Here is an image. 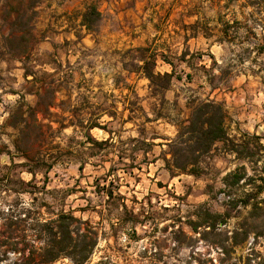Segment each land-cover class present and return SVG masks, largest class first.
Returning <instances> with one entry per match:
<instances>
[{"label":"rangeland","instance_id":"obj_1","mask_svg":"<svg viewBox=\"0 0 264 264\" xmlns=\"http://www.w3.org/2000/svg\"><path fill=\"white\" fill-rule=\"evenodd\" d=\"M92 5L101 15L88 31ZM144 60L173 71L161 94ZM202 81L228 96L230 135L261 137V157L218 149L204 174L171 176L161 152L180 118L176 93L203 99ZM8 119L24 128L18 150ZM0 150V209L29 210L24 228L60 211L79 218L76 234L95 238L83 264H264V0H0ZM239 165L245 177L224 186ZM205 208L226 222L193 232ZM235 230L246 238L232 244Z\"/></svg>","mask_w":264,"mask_h":264},{"label":"trees","instance_id":"obj_2","mask_svg":"<svg viewBox=\"0 0 264 264\" xmlns=\"http://www.w3.org/2000/svg\"><path fill=\"white\" fill-rule=\"evenodd\" d=\"M100 15L95 6H89L82 13L80 25L88 31L93 30L94 25L100 19ZM140 70L149 80L148 87L152 89V92L161 94L170 85L173 71L170 73L155 72L151 63L146 60L140 66ZM16 106L18 111L22 112V102ZM187 107L189 108L187 116L176 120L175 135L173 138L167 139L166 150L161 152L163 166L171 176L189 174L197 177L204 174L218 149L233 154L236 160L247 158L251 162H256L261 157L256 152L257 148H262L259 135L247 132L239 135L229 134L227 126L229 115L223 101L208 97L203 99L192 98L188 101ZM21 117H23L22 114ZM25 120L22 118L24 124H26ZM6 125L16 130L17 133L14 135L12 143L16 150L20 149L17 141L20 134L24 132L23 126L9 121V119ZM95 125L91 123L89 126L91 128ZM87 139L92 140L93 143H102L97 142L90 135L87 136ZM135 141L138 140L135 139ZM142 143L147 147V149H143L146 154L153 143H145L144 141ZM218 143H221V147H218ZM37 152L39 153V151ZM23 155L29 158L25 151ZM45 165L46 169L52 167L50 163ZM79 168L81 169V166ZM244 177V166L239 165L228 171L221 180L226 187L238 186L239 181ZM251 180L252 177L246 176L243 183L248 184ZM108 195L111 196L112 192H108ZM250 198L249 195L240 199L230 198L229 205L230 207H235L239 203L246 205ZM22 209L23 212L12 205L0 209L1 264H50L59 257H68L75 264L86 262L95 245V238L91 232H89L88 237L83 233L81 235L76 234V225L81 224L82 220L69 212L60 211L56 217L49 220L39 221L36 219L35 227L29 225L24 228L21 222L26 221L25 218L29 217V210ZM25 212L24 218H21V213ZM227 215L228 212H212L205 208L204 211L198 212L196 219L188 222V225L193 232H197L199 227H207L203 230V234L208 230L213 231L218 223H225ZM34 229V233H31V230ZM74 233L75 236H73ZM238 234L240 231L235 230L231 235L232 244H237L246 238L245 233L244 236L237 239ZM80 236L82 239L77 241ZM16 252H19L20 257L11 258L10 256Z\"/></svg>","mask_w":264,"mask_h":264},{"label":"crops","instance_id":"obj_3","mask_svg":"<svg viewBox=\"0 0 264 264\" xmlns=\"http://www.w3.org/2000/svg\"><path fill=\"white\" fill-rule=\"evenodd\" d=\"M170 66V65H169ZM178 79V78H176ZM179 80V79H178ZM188 83H190L188 81ZM201 84H196L198 87L201 85V86H208V84L206 83V81H202L200 82ZM208 91L207 93L205 94V98L208 97L210 99H215V100H218V101H223L224 104L227 103V100L226 98H228V96L226 95V93H223L222 90L219 89V87H209L208 86ZM190 91L189 93L192 94V97L195 96L196 94V90L194 88H189ZM187 99H190V97H184L183 93L182 94H179V93H176V106H178V112H177V115L181 117H186L187 114H188V110L189 108L187 107L188 105V100ZM182 109V110H179ZM184 108V110H183ZM186 109V110H185Z\"/></svg>","mask_w":264,"mask_h":264}]
</instances>
